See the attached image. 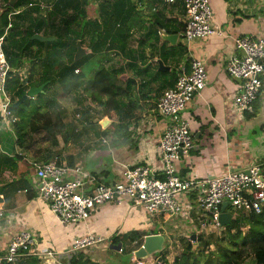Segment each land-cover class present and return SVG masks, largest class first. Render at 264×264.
<instances>
[{
  "label": "crops",
  "instance_id": "0c3cea01",
  "mask_svg": "<svg viewBox=\"0 0 264 264\" xmlns=\"http://www.w3.org/2000/svg\"><path fill=\"white\" fill-rule=\"evenodd\" d=\"M17 1L19 0L14 3ZM123 1V4L118 5L117 8H111L110 5L92 6L88 0H32L29 3L32 6L24 5L14 10V15L8 17L11 26L20 27L22 34L19 37L22 38L28 28L35 30L30 26L35 20L39 19L43 22L47 12L54 5L56 6L58 2L63 3L62 14L54 20L55 30L61 34L63 32L64 35L67 32L68 22L71 28V33L68 35L69 40L74 41L76 35L73 31L83 28V44L86 38L88 44L92 42L104 44L100 52L106 53L107 58L101 61V65L106 70L109 64L112 66L114 58L117 62L119 61V68L111 67L114 71L118 70L120 95L115 100L119 105L107 109V112L113 116L102 118L99 128L104 132L109 124H116L126 126L127 131H118V136L114 139L116 145L114 142L111 145L105 137L100 136V139L104 141V146L98 145L104 148L106 153L100 152L97 146L87 145L81 157L77 153H57L55 149L57 146L62 147L64 151L68 144L67 136L63 134V126L61 132L57 130L58 135L54 141L45 131H39L27 136L24 145L19 146L12 126L6 127L0 122V204L5 213V217L0 220V256L5 253L12 236L18 232L27 231L35 239L34 250L39 253H56L55 262L69 264L71 259L75 258L83 264V260L88 256L87 260L91 264H109L104 261L103 254L107 250L117 252L110 248L112 245H117L113 243V239L138 232L139 228H143L144 217L149 215L136 203L125 202L121 206L110 203L96 208L84 224L62 226L50 213L47 203L36 196L38 187L32 164L56 160L70 167L84 166L95 174L99 182L105 183L121 182L125 168L135 166H148L157 178H162L157 142L165 125L156 112V103L165 90L174 86L178 75L177 69L185 65L188 71L187 61L190 57L203 63L207 79L206 87L193 98L182 113L193 136V148L180 156L177 162V175L181 179L212 178L221 176L227 171L242 172L254 165L259 166L264 175V74L260 77L261 86L256 100L251 104L249 111L240 114L233 105L240 81L226 72L230 59L240 55L234 47L235 38L242 36L264 38V0H209L213 13V24L221 30L222 35L193 41L189 44V48H185V54L179 47L184 21V10L179 1L174 4H169L164 0ZM95 4L101 3L96 2ZM94 8L97 9V11L94 10L95 17L96 13L99 15L95 24L101 27L99 30L94 28L93 23L91 27L89 19L85 20L86 23L83 22L84 18L92 15L90 11L93 12ZM25 12L30 13L29 17H23ZM112 13H116V16H111ZM69 17H71L70 20H68ZM112 22L117 24L114 25ZM35 25L34 23V27ZM51 26L50 22L42 24L34 34L54 38ZM6 29L3 33L4 38L10 28L7 31ZM125 29L127 35L119 33ZM160 30L166 35H177L175 43L164 41ZM96 31H100L101 34L98 36ZM113 36L124 37L123 48H118V45L111 46ZM5 47H8V44L4 40V51ZM81 47L85 51L83 57L90 53L93 55L99 53L95 47L89 48V45ZM38 50L39 48L34 45L31 52L35 53ZM46 52L47 50L43 49L35 54L36 57L38 55L43 57ZM175 54L182 56V60L178 63L175 62ZM105 62L108 64L105 65ZM159 62L163 66L161 69ZM111 69L108 71L112 72ZM27 70L28 66L24 65L19 72L27 73ZM95 72L88 75V83L93 80ZM82 84L84 85V81L81 85L71 87L67 95V97L74 96L72 104L77 108H80L78 105L82 103L79 95ZM42 85L44 87L41 93H44L43 99L46 100L49 97L44 91L50 84H40L38 76L34 77L33 86L28 87V90ZM57 85L59 86L56 88L50 86L49 90H46L49 96L52 94L54 96L57 93L56 90L62 88L60 84ZM59 92L61 93L62 89ZM103 100L106 101V98ZM63 107L64 115L66 107L65 105ZM53 108L56 109L59 106L53 105ZM42 111L47 110L43 108ZM115 113L119 114L118 118ZM67 118L64 117V119ZM61 120L63 124L62 117ZM103 120H108L105 126H102ZM82 130L83 128L80 132ZM123 134L129 135L126 143L132 144V147L127 148L118 144L117 139L119 135L124 136ZM17 195H23V198ZM155 218L163 223L170 220L169 217L163 216ZM161 226L158 232L144 234L142 239L137 241H143V238L148 235L165 236L160 233V230H166V228ZM87 233L102 237L105 242L85 253L70 252L61 255L66 252L73 239ZM119 243L123 248L122 240ZM162 251L165 253L166 250L163 248ZM43 257L25 258L28 262L33 260L35 264H51L48 263V258Z\"/></svg>",
  "mask_w": 264,
  "mask_h": 264
},
{
  "label": "built area",
  "instance_id": "2783aa9c",
  "mask_svg": "<svg viewBox=\"0 0 264 264\" xmlns=\"http://www.w3.org/2000/svg\"><path fill=\"white\" fill-rule=\"evenodd\" d=\"M95 3L117 0H91ZM181 3L184 10L182 45L211 36H221V30L213 24V13L209 0H166L169 4ZM0 0V10L5 6ZM32 6L29 4V7ZM14 15V12L9 15ZM11 28L9 23L6 31ZM234 47L240 52L226 66L229 76L240 81L233 105L238 113L249 111L256 100L264 74V38L242 36L234 39ZM188 71L185 65L177 69L174 86L165 90L156 103V112L164 121V130L157 142L161 177L157 178L148 166L128 167L122 173V181L102 183L81 167H70L64 162L32 164L37 183L36 196L47 203L50 213L62 225L78 226L88 221L91 213L105 204L121 206L125 202L140 205L150 217L190 216L194 210L201 219V227L194 234H217L222 204L228 203L227 211H241L248 216H259L264 210V175L259 166H250L242 172L227 171L218 177L204 179H181L177 175L180 156L193 148V136L182 113L193 98L206 87L203 63L190 57ZM78 71H76L77 73ZM10 68L5 51L4 36L0 37V122L6 127L17 122L11 111L12 100L6 90ZM104 142V141H102ZM230 208V211H229ZM5 217L0 204V220ZM105 242L95 234L87 233L72 240L66 252L85 253ZM135 246L138 241L132 242ZM35 239L30 232L21 231L9 239L0 264H19L25 257L48 258L55 262L56 253L34 250ZM142 247V244L140 245ZM182 252V250H181ZM180 252V254H181ZM118 253H123L122 248ZM59 255V254H58ZM180 255L176 256L179 257ZM167 259V257H165ZM175 259V258H174ZM132 264H155V260H141L134 256Z\"/></svg>",
  "mask_w": 264,
  "mask_h": 264
},
{
  "label": "trees",
  "instance_id": "16d2710c",
  "mask_svg": "<svg viewBox=\"0 0 264 264\" xmlns=\"http://www.w3.org/2000/svg\"><path fill=\"white\" fill-rule=\"evenodd\" d=\"M2 1H4L6 5L0 10V37L3 36V33L9 24V15L13 13L14 10L29 4L32 0H19L13 5H11L8 0ZM123 2V0H117L111 3H101L99 4V6L101 5V7H105L110 5L111 8H117L118 5L123 4ZM62 5L63 3L61 2H58L56 6L54 5V7H52V9L47 12L46 18L43 19V22L39 21V19L35 20V27L34 23L30 25L31 27L35 28V30H32V28H28L24 37H19L22 34L20 31V27L12 25L7 36L4 38L5 43L8 44V47H5V55L11 69L13 70V73L9 74V77L6 81V90L11 96L12 105L16 102V100H19L22 96L25 95L28 87L33 86L35 76H38L40 79L42 78L40 84L53 83V85H57V83L59 82L58 84L62 86L63 90L54 98L52 97L53 100L66 98L69 93V89L71 87L81 85L82 80L85 79L83 78L81 71L77 67H75V64H77L79 60L88 61L90 59H94L97 61L94 65L97 70L93 76V80L91 81V83H87V85L85 86L86 93L93 102L105 105L107 109L117 107L119 103L115 99H117L120 95V87L118 85L119 83L117 82L119 81V76L117 75V71L109 72L101 65V61L107 58L106 53L100 52L102 51L104 44L92 42L91 44H89V48L95 47L99 53H97L96 55L90 53L75 61L74 54L76 51L77 41H80L81 46L83 45V28H80L79 34L74 33L76 35V40L74 41H70L68 38V35L71 33V28L70 26H68V22L66 26L67 32L64 35L63 32L61 34L59 31L57 32L55 30L53 26L54 20L58 15L62 14ZM105 13L110 16L107 11ZM29 15V12H25L23 17L26 18L29 17ZM113 15L116 16V13L111 14V16ZM49 22L52 25V31H54L52 33V36L56 38V40L54 41L55 43H41L35 40H30V38L35 35L34 33H37V29L40 28L42 24H46ZM112 23L114 25L117 24L116 22ZM159 27H161L160 24ZM94 28L96 30H99V28L101 27L95 25ZM175 32L177 33V31ZM95 33L98 34V36L101 34L100 31H96ZM125 35H127V30L125 31ZM17 36L18 38H16ZM123 40L124 37L122 36H119L118 38L113 36L111 39L113 45L111 46L118 45V48H123ZM34 45L39 48L38 51L43 49L47 50L46 54H44L43 57L40 55L36 57L35 53H37L38 51H36L35 53L31 52ZM64 48L68 50L67 53L69 52V54H62ZM87 64L88 62L85 64V66ZM24 65L28 66L26 74H24V72H19L20 70H22ZM75 71L78 72L75 73ZM43 96L44 93H40L39 97H36L33 100L27 99L15 109H13L11 105L12 113L17 118V122L12 125V128L14 129V134L19 146L24 145L27 136H31L39 131H45L53 139L58 135L56 124L52 121L51 114L49 113L50 109L51 111H53L54 109L52 100H47L51 103L48 104V106H42V103L44 101ZM104 98H106V101L103 100ZM43 108L47 111L43 112ZM120 130L126 132L127 128L126 126L121 125L118 128V131ZM123 135L124 136L119 135V138L117 139L119 141L118 144H121L122 146H125L127 148L132 147V144L128 145L126 143L127 139H129V135ZM113 142L116 145L115 140L111 142V145H113ZM134 146L135 145L133 144V147ZM248 222L246 223V228H242L239 225V221L234 219L228 226L224 228V232L229 235L230 240H234L235 245L234 249H220L221 253L217 258H214L215 254L211 253L206 258V260L201 263L199 261V258L196 256L197 251L196 253L192 252L193 245L190 240H188L187 245L182 249L180 256L176 257L172 263H169L164 256L160 255L161 261L156 260L155 264H242L241 260H244V255L246 254V251L243 247H248V251H250L249 253L253 256L254 264H264V210L259 216L251 215ZM235 230H237L236 233H233V231ZM244 230H246L247 232L242 237V240L239 244V246L241 247L238 249L236 248L237 242H235V238H237L238 236L240 237L241 233ZM211 235L212 236H210L209 238H211L212 240L214 234ZM123 237L129 238L131 242H134L137 240H141L143 235L141 236L138 232H132L129 235L113 239V243L118 244L123 239ZM202 239H204V236L196 235V242L200 244L202 243L204 246L203 248H207L211 245L209 244V242H206L207 239H204V241ZM215 240L217 239L215 238ZM229 243L232 244L231 242ZM122 252H124L123 248ZM212 256L213 258H211ZM26 258H24L19 264H32L31 262H28ZM69 264H80L79 259L77 261L75 258H73L71 259Z\"/></svg>",
  "mask_w": 264,
  "mask_h": 264
},
{
  "label": "rangeland",
  "instance_id": "374dc122",
  "mask_svg": "<svg viewBox=\"0 0 264 264\" xmlns=\"http://www.w3.org/2000/svg\"><path fill=\"white\" fill-rule=\"evenodd\" d=\"M88 1H89L90 5H92V6H94V5L97 7L99 6V5L95 4L94 2H92L91 0H88ZM94 10L97 11V9L94 8L93 12L90 11V13L92 15L89 18L86 17L83 19L84 23H86V21H85L86 19H89L90 20L89 23H90L91 27H93L97 23V19L99 18V15L97 13H96V17H95V11ZM91 18H93V20H91ZM70 19H71V17H69L68 20H70ZM95 19H96V21H95ZM92 23H93V26H92ZM125 31H126V29L123 31H119V33L120 32L125 33ZM73 32L77 33V34L80 33L79 30H74ZM181 34H182V32H181ZM68 38H70V37H68ZM85 41L86 42L83 44V46L88 47L89 44L87 42V38ZM51 43H55V42L52 41ZM179 47L182 48V50L185 54V47L182 46L181 39H179ZM67 51L68 50L64 48L62 54L67 53ZM174 59H175V62L178 63L182 60V56L175 54ZM92 60H94V59H90L88 61H80L79 60V62L77 64H75V67H77L81 71L83 78H85L84 80H82V83L84 81L85 86L88 83V75L91 72L97 70V68L94 67V65L97 61L96 60L92 61ZM87 62H88V64L85 66V64ZM116 62H117V60L114 58L112 61V66H109L110 64L108 65V70H110L111 67L113 69L119 68L120 67L118 65L119 61L117 63ZM182 62L180 63V65L182 64ZM107 64L108 63L105 62V65H107ZM112 72H115V71L112 70ZM117 73H118V70H117ZM119 73H121V71ZM24 74H26V73L24 72ZM41 80H42V78L40 79V83H41ZM117 82L119 83L120 81H117ZM84 85L82 84V86H81L82 90H80L81 92H79V95L81 96L80 102H82L81 104L78 105V106H80V108H77L74 104H72L74 102V100H73L74 96L69 95L66 98H60V99H56V100L52 99L53 94L49 96V94L46 92V90L48 91L50 86H55V88H56L59 85H53V83H51L50 85H48L45 88L44 92H45V94L48 95L49 98L44 100L42 104H43V106H48V104H51V103L47 100H50V101L52 100V105H58L59 106V108H56V109L54 108L53 111H51V109H50L49 113L51 114L52 121L55 122V124L57 126L58 132L62 131V126H63V134H65L67 136V139H68V144L66 145V148L64 151L62 150V147L57 146V148H55L57 153H60V154L77 153V154H80L82 157V155L84 153V148L87 145L89 147L97 146L98 148L104 146V144L102 142L103 139H100V136L105 137L109 142H112L118 136L119 126L116 124H109V126L105 129L104 132L99 128L100 120L102 118L111 117L113 115L110 114L109 112H107V107L105 105H101L97 102L91 101V98H89L87 93H86ZM61 89L62 88H60L58 91L56 90L57 95L60 94L59 91ZM56 94L53 96V98L55 96H57ZM37 97H39V95ZM66 101L68 102L67 106H66V104H67ZM64 105H65L66 109H65V113L63 115V112H64L63 106ZM58 112H60V114H58ZM115 115L118 118L119 114L115 113ZM65 116L68 118L64 119ZM61 117L63 118V121H64L63 124H62ZM82 128H83V130L80 132V130ZM7 135H9V133H7ZM51 139H52V137H51ZM53 141H54V139H53ZM2 143H4V142H2ZM8 143H9V140H8ZM98 144L100 145V147ZM99 151L102 153H106L104 148H100ZM45 159L43 161H45ZM79 167H81V166H79ZM81 168L90 172L91 174L95 175L89 168L84 167V166H82ZM102 183H105V182H102ZM121 183H123V182H121ZM17 196L23 198V195H17ZM232 216L234 217V219L239 221L240 227L246 228V225H247L246 223L248 222L250 216H248L247 214H245L244 212H241V211L232 212ZM159 226L166 228V230H160V233L165 235V236L162 235L163 237H165V242L163 245V248L166 250L165 253H164V251L157 252V253H154V254L149 255L147 257L137 258V259H141V260H151L152 259V260H155V262H156V260H158L160 255H162V256L167 257V261L169 263H172L174 258H176V256L180 255L181 250L187 245V241L189 240V236L193 232L197 233L199 231V229H202L201 219L198 217V215L196 214V212L194 210V212L190 216L185 217V215H183V214L180 216H174V217L170 218L169 221H166L165 223L161 222L160 219H156V218L149 217V216L146 218L144 217L143 225H142L143 228L142 229L139 228L138 233L142 236L144 234H149L152 232H158V230L160 229ZM224 228L225 227H222L219 230V232H220L219 235L214 234L215 237L213 236L212 240H211V238H209L210 236H212L211 234L208 235V234L204 233V231H202L201 235L204 236V239H207L206 242H209V244H211V245L207 248H203L204 246L202 243L200 244V243L196 242L197 245L195 248V253L197 251L196 256L199 258V261L201 263L204 262L206 260V258L209 256V254H211V253L215 254L214 258H217L218 256H220L222 249H230V248L234 249V245H235L234 240H230L229 235H227V233L224 232ZM236 231L237 230L233 231V233H236ZM246 232L247 231L244 230L241 233L240 237L238 236L237 238H235V242H237L236 248L239 249L241 247V246H239V244L242 240V237L246 234ZM224 235H226V236H224ZM215 238L217 240H215ZM204 239H202V240L204 241ZM229 242H231L232 244H230ZM122 243H123L124 253L119 254L117 252L107 250V252L105 254H103L105 262H108L109 264H132L131 258L133 256V253H135L140 248V245L143 244V241H139L138 245L135 246L129 238L123 237ZM93 248H95V247H93ZM243 248L245 249L246 254L244 255L245 256L244 260H241L242 264H254L253 256L249 253L250 251H248L249 250L248 247H246V248L243 247ZM243 248H241V249H243ZM38 250H41V248H38ZM86 258L89 259L88 256H86ZM211 258H213V256ZM87 259H84L82 263L83 264H91V262ZM30 262L35 264L32 260H30Z\"/></svg>",
  "mask_w": 264,
  "mask_h": 264
},
{
  "label": "water",
  "instance_id": "95a60500",
  "mask_svg": "<svg viewBox=\"0 0 264 264\" xmlns=\"http://www.w3.org/2000/svg\"><path fill=\"white\" fill-rule=\"evenodd\" d=\"M16 0H10V4L13 5V3ZM166 1V0H164ZM160 35L163 36V40L167 41L171 44H174L175 41L177 40V35H166L163 31L160 30ZM32 40L38 41V42H52L55 41V38H46L39 36L37 34L33 35ZM76 53H75V60L83 57L85 54V51L82 49L80 42H77L76 44ZM160 69L162 66V63L159 62ZM44 85L37 87V88H31L29 89L24 96H22L19 100H17L13 105L12 108L15 109L19 105H21L23 102H25L27 99H32L34 96H37L39 93L42 92ZM108 123V120H103L102 121V126H105ZM229 204L224 203L221 206L220 209V216H219V223L221 227H226L231 223V214L227 211ZM189 240L192 243V252H195L196 248V234H191L189 236ZM165 242V238L160 235V234H155V235H148L145 236L143 239V244L142 247H140L135 253L134 256L135 258H144L149 255H152L157 252H161L163 249V245ZM111 249L115 251H119L121 249V243H118L117 245H112L110 246ZM158 261H161V257L158 258Z\"/></svg>",
  "mask_w": 264,
  "mask_h": 264
}]
</instances>
